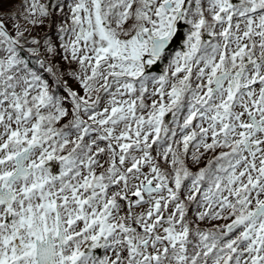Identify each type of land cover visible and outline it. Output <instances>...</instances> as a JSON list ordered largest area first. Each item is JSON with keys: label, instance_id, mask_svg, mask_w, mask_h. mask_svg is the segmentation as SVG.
<instances>
[{"label": "snow or ice", "instance_id": "6c2138e0", "mask_svg": "<svg viewBox=\"0 0 264 264\" xmlns=\"http://www.w3.org/2000/svg\"><path fill=\"white\" fill-rule=\"evenodd\" d=\"M0 264H264V0H0Z\"/></svg>", "mask_w": 264, "mask_h": 264}, {"label": "rangeland", "instance_id": "374dc122", "mask_svg": "<svg viewBox=\"0 0 264 264\" xmlns=\"http://www.w3.org/2000/svg\"><path fill=\"white\" fill-rule=\"evenodd\" d=\"M40 2L43 3V2H45V0H40ZM44 31H46V28H44L43 26L37 29V32H39L40 34H43ZM170 119H171L170 114L165 117L166 122L170 121ZM170 127H171V125H170ZM177 133H178L177 139H179V129H177ZM203 166L204 165L202 163L201 165L194 167L192 170L196 171V170H198L199 167H203ZM146 171H147V169H146ZM191 215H192V213H191V210H190L189 211V216H191ZM216 223H226V221H213V222L202 223L201 227H212V225L216 224Z\"/></svg>", "mask_w": 264, "mask_h": 264}]
</instances>
